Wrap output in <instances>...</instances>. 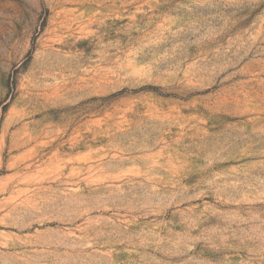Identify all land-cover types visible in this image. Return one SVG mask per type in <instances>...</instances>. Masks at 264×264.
<instances>
[{
	"label": "rangeland",
	"instance_id": "obj_1",
	"mask_svg": "<svg viewBox=\"0 0 264 264\" xmlns=\"http://www.w3.org/2000/svg\"><path fill=\"white\" fill-rule=\"evenodd\" d=\"M0 264H264V0H0Z\"/></svg>",
	"mask_w": 264,
	"mask_h": 264
}]
</instances>
